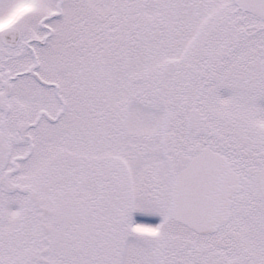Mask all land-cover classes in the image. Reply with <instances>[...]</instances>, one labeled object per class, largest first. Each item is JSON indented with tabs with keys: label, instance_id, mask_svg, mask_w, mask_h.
<instances>
[{
	"label": "snow or ice",
	"instance_id": "snow-or-ice-1",
	"mask_svg": "<svg viewBox=\"0 0 264 264\" xmlns=\"http://www.w3.org/2000/svg\"><path fill=\"white\" fill-rule=\"evenodd\" d=\"M0 264H264V0H0Z\"/></svg>",
	"mask_w": 264,
	"mask_h": 264
}]
</instances>
